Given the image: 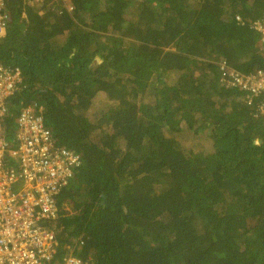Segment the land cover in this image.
I'll return each instance as SVG.
<instances>
[{
    "label": "trees",
    "instance_id": "trees-1",
    "mask_svg": "<svg viewBox=\"0 0 264 264\" xmlns=\"http://www.w3.org/2000/svg\"><path fill=\"white\" fill-rule=\"evenodd\" d=\"M6 8L0 63L18 67L23 85L8 99L4 136L14 144L20 108L37 103L57 144L81 160L45 223L55 260L73 252L92 264H264V118L255 111L264 93L247 105L246 93L219 82L217 65L264 68L251 27L264 0ZM100 96L105 106L89 119ZM184 133L207 142L182 145Z\"/></svg>",
    "mask_w": 264,
    "mask_h": 264
},
{
    "label": "built area",
    "instance_id": "built-area-1",
    "mask_svg": "<svg viewBox=\"0 0 264 264\" xmlns=\"http://www.w3.org/2000/svg\"><path fill=\"white\" fill-rule=\"evenodd\" d=\"M66 8L71 11L70 5ZM9 21L6 0H0V39L6 36ZM251 27L260 36L264 53V16ZM217 65L219 82L246 93L247 105L252 104V97L264 93V68L242 73L223 60ZM22 85L20 69L0 63V264H92L90 258H79L73 252L55 260V234L45 224L58 217L57 196L81 165L79 155L57 144L37 103L20 108L14 121V144L4 136L8 99ZM255 111L264 118V102Z\"/></svg>",
    "mask_w": 264,
    "mask_h": 264
},
{
    "label": "rangeland",
    "instance_id": "rangeland-1",
    "mask_svg": "<svg viewBox=\"0 0 264 264\" xmlns=\"http://www.w3.org/2000/svg\"><path fill=\"white\" fill-rule=\"evenodd\" d=\"M134 10L133 9H130L128 11V13L126 14V17L127 19H130L129 17H133L134 15ZM259 45L261 46V42L259 40ZM105 106V99L103 96H100L98 98H96L92 105L90 106V108L86 111V116L89 118V119H93L95 118L94 115L96 113L99 114V110L103 109ZM96 116V115H95ZM177 139L180 141V143L182 145H190L192 144L193 146H196L197 144L199 143H206L207 142V139H202L201 137H197V138H193V136H191L190 134L188 135L187 133H184L182 135H180L179 137H177ZM188 147V146H187ZM64 211L67 212V213H73V209H72V206H71V203H66L64 205Z\"/></svg>",
    "mask_w": 264,
    "mask_h": 264
},
{
    "label": "water",
    "instance_id": "water-1",
    "mask_svg": "<svg viewBox=\"0 0 264 264\" xmlns=\"http://www.w3.org/2000/svg\"><path fill=\"white\" fill-rule=\"evenodd\" d=\"M257 142H258V143H260V141H259V140H258Z\"/></svg>",
    "mask_w": 264,
    "mask_h": 264
},
{
    "label": "clouds",
    "instance_id": "clouds-1",
    "mask_svg": "<svg viewBox=\"0 0 264 264\" xmlns=\"http://www.w3.org/2000/svg\"><path fill=\"white\" fill-rule=\"evenodd\" d=\"M6 34H7V32H6Z\"/></svg>",
    "mask_w": 264,
    "mask_h": 264
}]
</instances>
